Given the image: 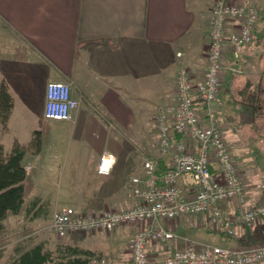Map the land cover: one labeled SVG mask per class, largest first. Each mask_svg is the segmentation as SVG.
I'll list each match as a JSON object with an SVG mask.
<instances>
[{
	"label": "crops",
	"instance_id": "crops-1",
	"mask_svg": "<svg viewBox=\"0 0 264 264\" xmlns=\"http://www.w3.org/2000/svg\"><path fill=\"white\" fill-rule=\"evenodd\" d=\"M215 1L0 0V84H7L14 102L1 141L7 151L15 140L28 146L35 131L42 141L39 152L28 150L23 157L24 203L18 214L4 220L7 227L14 229L9 218L19 219L23 212L36 226L66 202L100 212L138 202L126 192L133 177H147L144 161L153 159L157 174L169 165L159 145L156 108L175 100L180 68L205 69ZM235 60L227 55L226 69ZM63 81L71 83L79 104L70 119L48 118L47 86ZM91 126L102 137L89 139ZM126 132L131 138H124ZM105 152L114 155L115 163L109 175L101 176L97 166ZM242 167L247 178L263 181ZM263 196L264 191H255L248 205ZM262 222L237 226L234 236L215 229L203 215H184L171 226L181 245L197 241L248 251L264 244L248 243L252 235L263 236ZM136 230L123 226L92 236L70 235L65 242L100 251L112 264H128ZM41 241L36 236L19 245ZM149 251L158 261L167 256L158 245Z\"/></svg>",
	"mask_w": 264,
	"mask_h": 264
},
{
	"label": "built area",
	"instance_id": "built-area-1",
	"mask_svg": "<svg viewBox=\"0 0 264 264\" xmlns=\"http://www.w3.org/2000/svg\"><path fill=\"white\" fill-rule=\"evenodd\" d=\"M264 16V0H216L209 21L207 64L203 72L188 67L175 77V100L158 105L156 128L162 153L169 165L157 174V164L144 161L146 178L135 176L126 194L138 200L123 210L85 214L74 206L52 215V233L58 237L93 231H113L136 226L131 239L128 264H263L264 244L254 250L187 241L179 243L171 224L184 215H203L215 229L229 236L236 227L251 228L264 221V196L248 205L255 191H264V182H254L243 174L235 160L219 121V98L223 89L227 53L238 59L254 36ZM79 101L68 81L47 86L45 115L70 119ZM115 157L105 152L99 158L97 173L109 175ZM233 207L230 211L228 208ZM162 245L167 256L152 259L150 246ZM89 264H107L93 254Z\"/></svg>",
	"mask_w": 264,
	"mask_h": 264
},
{
	"label": "rangeland",
	"instance_id": "rangeland-1",
	"mask_svg": "<svg viewBox=\"0 0 264 264\" xmlns=\"http://www.w3.org/2000/svg\"><path fill=\"white\" fill-rule=\"evenodd\" d=\"M261 20L260 22L262 23L254 32L253 40L242 49V51L244 50L243 55L241 51L240 57L236 59L237 61L235 60L236 62H229L227 64V69L225 67L227 77L226 80L225 77L223 79L224 83L223 89L220 93L218 111L221 113L219 115L220 124L223 127L226 137L231 145L235 160L237 163L243 162L240 167L244 166L247 172L252 173V175L254 174L258 180L261 179L263 180L261 182H264V115L262 114L263 112L254 113L252 106L242 103L243 98H246L249 93L256 91L259 85H264V16ZM207 54L208 49L206 50V64ZM227 55L232 56V52L229 51ZM154 122L156 125V113ZM96 135L98 137H102L101 133L98 131L95 132L94 127L91 126L88 133L89 139H95ZM124 138H131L130 133L126 132ZM243 174H245V172H243ZM64 206H74L81 210V207L73 202H66ZM81 211L85 214L100 213V211L87 209H83ZM27 218L28 216L25 212H23L21 218L19 217V219L17 216H11L9 218V223L15 226L14 229H10L6 224H4L5 230L0 238V251L2 252L0 264H7L17 255L16 248L19 244L23 243V241H27L28 239L36 236H42L46 245L51 249H55L58 244L66 243V238L70 236L68 235L61 238L52 233V229L50 227L52 222L51 216L47 215L45 221L38 223L36 226H31ZM18 223L21 224L19 228H17ZM262 223H264V221ZM35 232L37 233L34 234ZM100 232L102 231L71 235L92 236ZM29 233H32V235L27 236ZM23 236L27 237L22 239ZM252 236L253 237L250 238L248 243H250L251 240L252 242H257V240L264 241V234L261 237H257L258 239H256L255 235ZM127 245L128 244L122 245L121 251L127 248ZM160 249L163 252L167 250V248L162 245L160 246ZM96 253L104 256L107 264H112V261L108 259L104 253L100 251H96ZM151 258L153 259L152 256Z\"/></svg>",
	"mask_w": 264,
	"mask_h": 264
},
{
	"label": "trees",
	"instance_id": "trees-1",
	"mask_svg": "<svg viewBox=\"0 0 264 264\" xmlns=\"http://www.w3.org/2000/svg\"><path fill=\"white\" fill-rule=\"evenodd\" d=\"M242 103L252 106L254 113L264 115V85L243 98ZM13 97L5 82L0 84V238L5 230L4 220L9 214H18L24 203V180L26 169L22 164L28 150L37 153L41 150V133L34 132L28 146L18 140L7 151L1 141V135L7 129V123L13 108ZM17 255L7 264H89L90 257L96 252L68 243H61L55 249L41 241L32 246L18 245ZM2 252L0 251V260ZM264 264V263H263Z\"/></svg>",
	"mask_w": 264,
	"mask_h": 264
}]
</instances>
